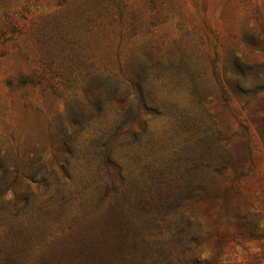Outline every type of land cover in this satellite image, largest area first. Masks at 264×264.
I'll return each instance as SVG.
<instances>
[{
  "label": "rangeland",
  "instance_id": "374dc122",
  "mask_svg": "<svg viewBox=\"0 0 264 264\" xmlns=\"http://www.w3.org/2000/svg\"><path fill=\"white\" fill-rule=\"evenodd\" d=\"M127 197L199 225L119 264H264V0H0V264Z\"/></svg>",
  "mask_w": 264,
  "mask_h": 264
},
{
  "label": "trees",
  "instance_id": "16d2710c",
  "mask_svg": "<svg viewBox=\"0 0 264 264\" xmlns=\"http://www.w3.org/2000/svg\"><path fill=\"white\" fill-rule=\"evenodd\" d=\"M117 189L113 192L117 193ZM131 197V196H130ZM127 197L122 205L111 209L108 219L99 225H89L79 238L67 243L59 252L43 260L41 264H119L123 257L138 245V238L142 234L147 222H143L144 215L165 218L172 214L177 218L178 233L186 235L192 228L198 227L192 213H188L182 201L169 202L160 200L155 206L145 204L142 200L131 203ZM136 201V200H135ZM143 218V219H142ZM192 243L197 242L194 238ZM185 249L191 250L186 247ZM14 261L9 262L13 264Z\"/></svg>",
  "mask_w": 264,
  "mask_h": 264
}]
</instances>
